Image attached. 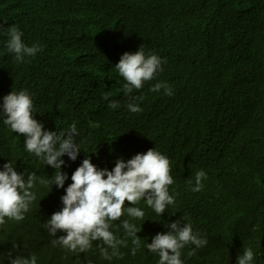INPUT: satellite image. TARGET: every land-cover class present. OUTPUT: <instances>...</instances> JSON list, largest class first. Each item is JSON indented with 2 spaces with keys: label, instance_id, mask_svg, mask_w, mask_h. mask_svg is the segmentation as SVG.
Returning a JSON list of instances; mask_svg holds the SVG:
<instances>
[{
  "label": "trees",
  "instance_id": "16d2710c",
  "mask_svg": "<svg viewBox=\"0 0 264 264\" xmlns=\"http://www.w3.org/2000/svg\"><path fill=\"white\" fill-rule=\"evenodd\" d=\"M24 1L0 0V25H3L0 28V83L4 88H8L9 84L18 92L26 90L43 120L66 133L75 123L79 133L77 137L84 135L96 143H105L109 136L122 142L134 141L121 135L126 130H132L136 134L138 145L146 152L154 149L169 157L160 147L158 134L144 124L143 111L132 113L127 108L131 98L142 97L134 101L140 108L146 102L151 107H174L172 112L153 113L158 117L157 122H164L161 131L174 139L172 143L180 139L187 142V129L199 118L198 111L212 115L211 126L205 131L194 133L210 159L208 172H204L206 179L202 180V190L191 191V187L195 186L197 169L188 165L190 162L185 160L184 165L170 171L191 175L190 178L169 186V194L175 200L180 197L179 207L167 206L165 211L170 213L167 216L166 212L157 215L144 200L137 205L126 202L125 208L139 207L145 215L143 219L133 220L125 214L113 221L109 229L113 235L131 243V238L126 236L121 226L123 220L129 219L137 227L139 238H153L158 233H167L169 229L166 226L176 216L174 220H180L181 224L191 223L193 233H199L200 238L207 240L203 247L187 245L181 250L183 264H200L201 258L209 256V243L221 238L222 234H227L229 224L237 222V219L230 216L234 213L233 208L241 219L244 234L249 238V247L254 253L252 264H264V0H106L100 9L83 0H72L59 6L46 4L43 0H33L43 6L45 20L49 14L61 12L64 20H79L84 17L106 23L108 13L113 20H119L121 13L126 11L129 17L124 21L130 30L141 25L136 14L143 2H150L154 8L168 15L185 13L181 8H185L190 15L191 22L186 23L178 34L159 44V57L166 63H162V71H158L154 79L148 81L151 86L144 83L141 89H134L126 97L125 81L115 65L123 53L132 52L126 46L119 49L106 47V54L95 57V64L103 68V72L93 75L92 69L84 68L81 75L89 77L86 83L78 82L70 72H63L58 94L53 98L44 93L48 83L44 72L52 64L50 57L60 50L71 52L77 47L89 51L96 42L90 36L92 27H83L81 40L60 37L58 28L53 31L42 30L33 43L39 47L36 55L26 57L23 63H17L14 54L9 53L6 48V29L15 26L23 33L22 41L25 44L26 28L16 25L22 20H9V17H21L23 7H26ZM102 28L103 26L99 30ZM9 58L11 65L8 67ZM4 71L9 72V77L5 78L8 82L3 80ZM94 83H112L115 92L110 100L118 102L119 106L115 109L108 107L109 101L97 91ZM156 83H166L173 94L165 95L162 88L158 93L163 98H153L156 92L150 89ZM230 85L241 87L240 93H253V97L229 106L218 104L220 91ZM78 91L81 96H78ZM256 92L260 98H257ZM217 131L222 135L221 139L216 138ZM230 134L237 136V139L228 138ZM167 147L172 148L169 144ZM243 152L251 160L247 170L241 168ZM224 160L228 163H223ZM92 163L99 169L113 168L103 149L95 155ZM3 165L0 161V170H3ZM13 167L20 172L16 166ZM76 168L69 166L61 170L68 175L63 188L53 184L34 192L36 200L25 213L24 220L16 222L5 218L6 223L0 225V264H10L7 255L9 252L12 258H30L32 255L37 257L38 247L32 244L35 225L62 209L61 197L66 195V188L71 184V175ZM238 168L242 172L240 175L235 174ZM189 180L192 181L191 185ZM239 180L250 183L253 189L236 186ZM218 216L224 218L228 227L221 232H212ZM62 235L66 233L58 232L57 238ZM24 246L30 251H23ZM102 246V241L92 242L94 254L89 263L103 261L100 254ZM193 250L195 254L189 256V251ZM75 258L74 252L61 249L57 264H69ZM123 259L113 256L109 261L111 264H122ZM158 260L159 256L156 258L157 264ZM37 264L45 263L37 259Z\"/></svg>",
  "mask_w": 264,
  "mask_h": 264
},
{
  "label": "clouds",
  "instance_id": "9594fccd",
  "mask_svg": "<svg viewBox=\"0 0 264 264\" xmlns=\"http://www.w3.org/2000/svg\"><path fill=\"white\" fill-rule=\"evenodd\" d=\"M3 25H0L2 28ZM8 40L6 48L9 53L14 54L17 63H23L26 57H32L39 51L37 45L27 46L22 41L23 33L15 26L6 29ZM107 48L94 42L88 54L94 57H102ZM161 58L155 54L145 55L141 46L135 52H125L121 55L119 62L115 65L119 75L125 81L124 95L129 97L133 90H139L144 83L154 79L158 71H162ZM69 73L70 71H63ZM164 89V94L171 96L172 90L166 83H156L150 90L157 92ZM103 98L109 101L108 107L115 109L118 102L109 100V95ZM142 97H133L127 103V108L132 113L142 111L135 100ZM0 125L10 128L13 133L19 134V140L11 148L12 162L3 165L0 170V225L6 223V219L20 222L25 219V213L30 205L36 200L34 192L41 191L55 184L63 188L68 179L67 173L62 169L69 167L65 157L71 161L77 159L80 152L79 145L75 141L78 130L75 123L68 129L67 133L60 130L50 122L43 120L37 107L26 90L10 92L0 101ZM3 142L10 146V138L3 135ZM135 144V141H129ZM4 148L0 147V156L5 154ZM35 155L46 164V168L40 175L30 173L22 168V162L30 156ZM9 155V154H7ZM106 158L112 163L111 170L99 169L85 158L80 166L71 175V184L66 188V195L61 197L63 207L61 210L45 217L35 225V234L32 241L37 245V257L30 258L16 256L12 258L11 252L7 255L10 264H37V259L49 264V258L41 255V251L58 253L61 249L77 252L78 256L88 254V259L79 264H88L93 258L89 249L93 252L92 242L102 241L106 247H101L100 254L103 259L111 260L113 256L122 258L119 246L127 247L126 240L117 239L109 230L113 221L119 220L125 214L133 220L143 219L145 213L141 208L128 206L137 205L144 200L147 206L154 210L157 215L165 213L166 207L175 204L174 196L169 194V186L179 180L191 177L189 173L171 171L170 161L160 152L149 149L146 153H137L131 159H126L121 151L106 152ZM116 161V162H115ZM115 162V165H114ZM30 168H38V161H32L27 165ZM194 176L195 186L191 191L199 192L203 188L202 180L206 179L203 170L196 167ZM189 185L192 181L189 180ZM122 228L126 236L131 238L133 245L131 254L135 255L141 248V238L137 236L138 229L129 219L122 221ZM227 223L224 218L218 216L213 228L217 232L226 230ZM167 233H158L151 243H147V249L159 256L158 264H183L181 250L187 245H195L196 248L207 244L199 233H193L191 223L181 224L180 220L174 221L166 226ZM63 232L66 235L59 236ZM56 239H53V237ZM13 247H17L13 245ZM112 249L109 254L108 249ZM195 252L189 251L192 256ZM254 253L252 249L246 248L242 255L237 257V264H252Z\"/></svg>",
  "mask_w": 264,
  "mask_h": 264
},
{
  "label": "bare ground",
  "instance_id": "6f19581e",
  "mask_svg": "<svg viewBox=\"0 0 264 264\" xmlns=\"http://www.w3.org/2000/svg\"><path fill=\"white\" fill-rule=\"evenodd\" d=\"M46 4L52 3L55 5H62L69 3L72 0H43ZM95 5L96 8L100 9L106 3V0H83ZM26 7H23V13L21 17L13 19L9 17L11 22L15 20H22V22L16 23L17 26H23L26 28L25 34L27 35L25 39V44L33 46L34 39L37 34L42 30L53 31L58 28L60 32V37L67 38L73 37L74 39H82L81 30L84 26H91L90 36L98 42L100 45L110 48V49H119V47L126 46L130 49L131 52H135L141 46L145 55L155 54L159 56V44L168 39V37L174 36L180 32V30L185 26L186 23L190 21L189 12L185 8V13L176 15L175 13L168 15L156 8L150 2H143L140 8L137 9L136 19L140 21L141 25L135 30H130L124 21L128 18V12H122L121 18L119 20H113V17L110 13L107 14L106 23L100 21H93L87 18H79V20H64L61 17V12L49 14L47 20L43 17L44 11L43 6L39 3H35L33 0H25ZM23 23V24H22ZM102 29L99 30V28ZM52 64L45 70V80H47L44 93L50 98L55 97L58 94V87L62 82L63 71H70L72 75L77 79L78 82H87V76L81 75V72L84 71V68H90L93 70L91 72L93 75H97V72H103V68L95 64V57L88 54L87 51L83 48H74L71 52L66 50H60L58 54L50 57ZM11 65V59L8 60V67ZM4 81L8 82L5 78L9 77V72H3ZM146 85L151 86L147 81ZM95 88L103 96L105 93L109 95V100L112 98L115 92L114 85L112 83H94ZM242 88L234 85L227 86L220 91V99L218 104L223 106H229L236 104L242 100L250 99L253 97V93H240ZM17 92L16 89L9 86L4 88L0 83V101H3V97L10 92ZM257 98H260L258 92H256ZM78 96H81V92L78 91ZM153 98H163L160 96L158 91L155 93ZM239 109H242L241 107ZM142 115L144 124L150 128L153 132L158 134L160 140V147L169 157L171 170H175L174 167L182 166L185 160H188L193 167H199L200 171L208 172L207 168L210 165L209 155L206 150L201 148V142L197 140L195 136V131L206 130L211 126L212 115L209 116L207 113L198 111L199 118L195 119L190 127L187 129L189 138L185 143L182 139L178 140L176 143L173 138L169 136L165 131H161V128L164 126V122H157L158 117L154 116V112H159L164 114L166 112L174 111V107L164 106V107H151L146 102L142 106ZM0 112L1 108H0ZM7 134L10 138V146H7L3 142V135ZM122 136L129 137L133 139L136 143L132 144L129 142H122L119 140L112 139L109 136L105 143H96L89 140L86 136H75V141L79 145L80 152L77 155L75 161H71L70 158L65 155L68 165L70 167H78L82 164L85 158H90L91 162L95 155L103 149L106 152H117L121 151L124 158L131 159L137 153H146V150L140 147L137 143V137L134 131L126 130L121 134ZM230 139H237V136L230 134L227 136ZM216 138L221 139L222 135L220 132H216ZM19 140V134L13 133L8 126L2 127L0 125V147L4 148V156H0V161L5 164L7 162H14L11 148ZM168 144L172 146L171 149H168ZM216 144V142H215ZM9 154V155H7ZM38 161V168H30L27 165L32 161ZM241 168L247 170L251 164V160L246 157L245 152H243L241 157ZM116 162V161H115ZM114 162V165H115ZM223 163H228L227 160H224ZM23 170H26L30 173L35 172L36 175H40L42 171L46 168V164L41 161L38 157L33 154H30L22 162ZM241 169H237L235 174L240 175ZM224 181L223 184H225ZM236 186L253 189V186L246 181H237ZM180 197L178 200H175V204L179 207ZM171 208L172 205H169ZM231 209V208H228ZM230 216L237 219V222L234 224H229L227 234H222L221 238L212 240L209 244L211 245L210 249H207L209 252L208 257H203L200 260V264H237V257L242 255L243 250L249 248V238L243 232V226H241V219L238 216L236 210H234ZM166 212V211H165ZM167 216H170V213L166 212ZM176 217V216H175ZM174 217V218H175ZM172 218V222L176 221ZM134 222V221H133ZM217 228H212V232H217ZM152 237L142 238L141 239V248L138 249L135 255L131 254L132 244L127 243V247L120 245L119 252L122 253V264H157L156 258L158 254L150 252L146 244L151 243ZM103 247H106L103 245ZM23 251H30L28 247H22ZM109 254H111L112 249H108ZM76 258L71 261L69 264H79L80 260L88 259V254L85 253L82 256H78L77 252ZM89 254L93 256V252L89 249ZM186 254V253H184ZM41 255L49 258V264H57L58 262V253H48L46 251H41ZM89 264H111L109 260L103 259L100 263H89Z\"/></svg>",
  "mask_w": 264,
  "mask_h": 264
}]
</instances>
